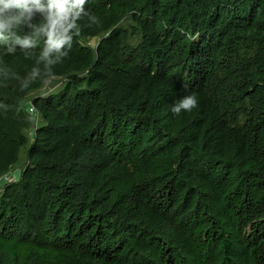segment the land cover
Here are the masks:
<instances>
[{"label":"trees","instance_id":"trees-1","mask_svg":"<svg viewBox=\"0 0 264 264\" xmlns=\"http://www.w3.org/2000/svg\"><path fill=\"white\" fill-rule=\"evenodd\" d=\"M49 3L0 31V264H264V0H84L58 50Z\"/></svg>","mask_w":264,"mask_h":264},{"label":"clouds","instance_id":"clouds-1","mask_svg":"<svg viewBox=\"0 0 264 264\" xmlns=\"http://www.w3.org/2000/svg\"><path fill=\"white\" fill-rule=\"evenodd\" d=\"M33 3H38L39 0H32ZM29 0H0V31L11 26V21L17 19V15L12 13L6 19L5 13L13 9L30 11L28 8ZM84 3V0H50L47 16V30L50 33L53 43L52 47L57 50L65 42V34L72 28L73 16L78 17L79 13H74L73 10L79 8ZM198 100L195 94L187 95L178 103L171 107V112L174 116L179 115L181 111H191L197 107Z\"/></svg>","mask_w":264,"mask_h":264},{"label":"rangeland","instance_id":"rangeland-1","mask_svg":"<svg viewBox=\"0 0 264 264\" xmlns=\"http://www.w3.org/2000/svg\"><path fill=\"white\" fill-rule=\"evenodd\" d=\"M131 20L129 18H126L124 19V21L121 23V25H128L130 24ZM97 43V39H92L90 40V44L91 45H96ZM64 81H65V78L63 77H52V78H49L44 86L35 91V92H32L29 97H28V100L26 102V107L28 108V104L29 103H32V98L34 96H37V95H49V94H52V93H55L57 92L58 90H60V88L63 86L64 84ZM238 111H240V109H238ZM31 116V124L29 126V130L27 132V134L30 136V139H33L34 138V134H35V128H36V125H37V120L39 118L38 116V113L36 111L35 113V116L33 114H30ZM24 160H25V149H23V153H22V161H21V165L24 163ZM21 165L19 166H16L12 169V171L8 174V176L10 177V179L8 181H16L20 178V175H21ZM7 181V178L6 176L4 177V179L1 181V183L3 181Z\"/></svg>","mask_w":264,"mask_h":264},{"label":"built area","instance_id":"built-area-1","mask_svg":"<svg viewBox=\"0 0 264 264\" xmlns=\"http://www.w3.org/2000/svg\"><path fill=\"white\" fill-rule=\"evenodd\" d=\"M28 111H29L30 114H33L35 116L36 109H35V107L33 106L32 103L28 104ZM6 178H7V180L10 179V177L8 175H6Z\"/></svg>","mask_w":264,"mask_h":264}]
</instances>
